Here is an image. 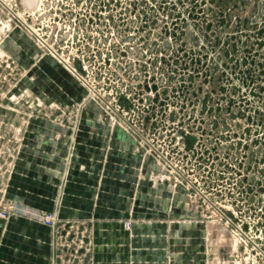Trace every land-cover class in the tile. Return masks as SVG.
<instances>
[{
    "label": "rangeland",
    "instance_id": "374dc122",
    "mask_svg": "<svg viewBox=\"0 0 264 264\" xmlns=\"http://www.w3.org/2000/svg\"><path fill=\"white\" fill-rule=\"evenodd\" d=\"M85 2L83 8L77 3V25L70 18L58 29L54 17L46 19L48 42L61 58L81 62L78 75L84 82L26 33H8L0 13V205L8 192L10 201L24 204L27 153L34 149L40 154L39 145L28 149L29 141L39 138L32 135L38 123L72 132L61 140L67 174L75 158L71 152L80 142L74 134L85 127L90 106L101 113L105 127L133 140L138 156L152 159L98 95L222 208L224 216L216 218L170 174L164 172V182H157L183 196L187 209L199 218L206 234L205 264H264V0ZM57 32L66 35L61 43L52 38ZM25 49L36 51V58L31 61L24 54L17 60V50ZM45 60L74 79L78 91L63 90L59 76L51 88L47 82L57 78L53 80ZM76 93L83 98L80 103L72 99ZM43 202L49 209L54 206V200ZM14 210L13 216L41 223L42 213L21 206ZM53 214L58 215L56 229L43 225L60 241L62 230L72 223L58 211ZM82 247L61 264H97L95 237ZM56 249L59 244L54 243Z\"/></svg>",
    "mask_w": 264,
    "mask_h": 264
},
{
    "label": "crops",
    "instance_id": "0c3cea01",
    "mask_svg": "<svg viewBox=\"0 0 264 264\" xmlns=\"http://www.w3.org/2000/svg\"><path fill=\"white\" fill-rule=\"evenodd\" d=\"M57 34L52 38L61 43L66 35ZM17 54V60L24 54L31 61L36 58V51L28 49ZM71 62L78 71L82 67L76 59ZM44 64L54 73L53 80L60 77L63 90L78 91V83L59 66L48 60ZM56 80L51 78L47 84L54 86ZM59 95L63 97V91ZM78 95L72 98L76 103L83 99ZM84 119L85 127L74 134L80 142L71 152L75 158L65 175L67 151L61 140L72 132L47 127L45 122L37 124L32 135L39 138L31 139L28 149L39 145L40 154L36 156L34 149L27 153L24 204L10 201L9 192L1 203L2 210L21 206L43 215L58 211L72 224L62 230L58 241L45 225L30 218L13 216L0 221V264H54L56 257L61 264L69 254L84 249L92 237L97 264H205V229L187 209L183 196L157 183L164 180V171L153 159L138 156L130 137L105 127L94 106L88 107ZM45 199L54 200L52 209ZM129 222L131 229L126 227ZM54 243L59 244L58 250H53Z\"/></svg>",
    "mask_w": 264,
    "mask_h": 264
},
{
    "label": "built area",
    "instance_id": "2783aa9c",
    "mask_svg": "<svg viewBox=\"0 0 264 264\" xmlns=\"http://www.w3.org/2000/svg\"><path fill=\"white\" fill-rule=\"evenodd\" d=\"M30 1L31 0H0V13L4 15V17H6L5 23L7 25L5 27L7 32L13 33L17 31L26 33L28 39L34 42L40 50L47 51L52 57L57 58L59 62L64 66L65 70L71 76H73L75 79L84 82V80L81 79L78 75L79 72L73 66L72 62L69 59L65 58L63 60L64 62H62L59 58L61 56L58 55V52L55 51L53 46L48 42L46 36V19H50L51 16L54 17L56 19L55 22L58 29H62L64 26L62 24L67 23L68 20L70 21L71 19L72 24L77 25L75 20V18L78 17V11L76 9L77 3H80L78 5L79 8H83L84 5H86L85 0H39V8L37 12L29 10L28 5L24 8V10L20 9V4L22 2ZM51 35L52 31L50 32V36ZM47 45H49V47ZM96 96L98 97L99 101L102 102L104 107H106L108 110H110V112L114 114V118L119 119L123 123V129L127 132L132 133L137 143L138 140L141 142L143 149L145 148L147 150V154L157 162L158 166H160L166 174H170L171 176H173L177 182H180L181 185L183 183L187 191L194 192L196 197H199L207 207L213 210V213L216 218H222L224 216L222 208L219 207V205L216 204L214 201H212L210 197L196 185L193 179L186 175L182 171V169L176 166L152 140L145 138L138 131V129H136L123 115H121L116 109H114L110 104H108L103 97L98 95ZM1 208L2 207L0 205V221L7 222L11 219L13 215H15L14 208L3 210ZM57 218V214H42L39 217V220L42 224L48 225L53 228V230H55ZM229 224L234 225L232 223ZM126 227L127 229H131L132 223H126ZM235 228L237 231L239 230L238 227ZM58 233L59 232H57L56 234ZM247 240L253 247H256L258 250H260L255 243L251 242L249 238ZM87 252H90V250ZM261 252L263 253V251Z\"/></svg>",
    "mask_w": 264,
    "mask_h": 264
},
{
    "label": "water",
    "instance_id": "95a60500",
    "mask_svg": "<svg viewBox=\"0 0 264 264\" xmlns=\"http://www.w3.org/2000/svg\"><path fill=\"white\" fill-rule=\"evenodd\" d=\"M34 5V8L32 9V11L37 12L38 8H39V0H31L30 2H22L20 4V9L24 10V8L28 5Z\"/></svg>",
    "mask_w": 264,
    "mask_h": 264
},
{
    "label": "bare ground",
    "instance_id": "6f19581e",
    "mask_svg": "<svg viewBox=\"0 0 264 264\" xmlns=\"http://www.w3.org/2000/svg\"><path fill=\"white\" fill-rule=\"evenodd\" d=\"M3 32V30L0 28V36H1V33ZM61 58V57H60ZM62 60H64L63 58H61Z\"/></svg>",
    "mask_w": 264,
    "mask_h": 264
}]
</instances>
